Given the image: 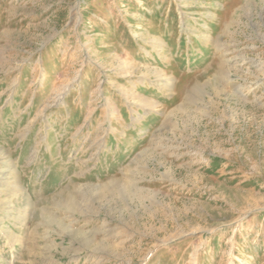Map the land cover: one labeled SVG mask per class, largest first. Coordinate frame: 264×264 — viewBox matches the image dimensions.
Wrapping results in <instances>:
<instances>
[{"label": "rangeland", "instance_id": "374dc122", "mask_svg": "<svg viewBox=\"0 0 264 264\" xmlns=\"http://www.w3.org/2000/svg\"><path fill=\"white\" fill-rule=\"evenodd\" d=\"M0 264H264V0H0Z\"/></svg>", "mask_w": 264, "mask_h": 264}, {"label": "bare ground", "instance_id": "6f19581e", "mask_svg": "<svg viewBox=\"0 0 264 264\" xmlns=\"http://www.w3.org/2000/svg\"><path fill=\"white\" fill-rule=\"evenodd\" d=\"M177 1V0H176ZM182 25V24H181ZM184 27V29H185V25H182L181 26V28H183ZM184 29H182V30H184ZM230 61V60H229ZM169 84V83H168ZM12 189H14V188H12ZM76 200V199H75ZM71 201H72V199H71ZM75 203V202H74ZM73 204V203H72ZM78 205V204H77ZM75 208V207H74ZM72 210V209H71ZM76 210V209H75ZM75 212V211H74ZM82 235V234H81ZM86 239H87V237H86Z\"/></svg>", "mask_w": 264, "mask_h": 264}]
</instances>
